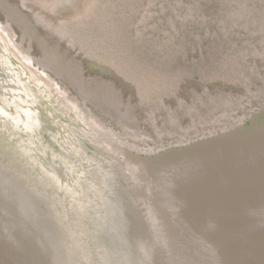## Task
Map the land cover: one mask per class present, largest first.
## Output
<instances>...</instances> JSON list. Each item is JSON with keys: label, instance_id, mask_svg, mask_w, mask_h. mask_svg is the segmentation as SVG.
Listing matches in <instances>:
<instances>
[{"label": "bare ground", "instance_id": "bare-ground-1", "mask_svg": "<svg viewBox=\"0 0 264 264\" xmlns=\"http://www.w3.org/2000/svg\"><path fill=\"white\" fill-rule=\"evenodd\" d=\"M82 1L15 0L14 4L0 0L7 18V22L0 21V134H6L11 144L24 154L31 177L39 186L37 191L47 190L62 206L72 228L70 237L78 243L76 250L87 251L91 242V250L102 251L99 245L93 247L94 241L104 233L109 237L113 230L116 233L119 212L127 204H124L127 190V199L134 198L132 205L139 213H144L146 219L150 216L152 223L149 221L147 225L150 235H158L165 244V252L162 251L165 264H212L196 246V233H193L196 226L189 224L192 221L181 200L186 188L192 185L191 178L196 179V162H202L198 156L202 152L215 157L208 158L206 164L214 174L222 169L227 173L242 164L253 169L255 165H264V105L247 121L239 119L231 127H222L221 131L196 140L158 149L129 141L64 97L67 92L60 89L47 70L78 91L82 98L77 97L76 101L88 111L90 104L96 106L138 139L148 142L152 136L139 127L131 109L123 108L120 96L111 90L113 85L107 86L109 92H91L85 86L100 81L94 78L87 82L79 65L77 68L69 66L68 61L48 53L50 50L45 43L42 47L47 53L46 59L34 56L30 48L15 39L11 22L30 38L39 39L33 22L26 18L20 4L46 31L63 39L73 26L84 25V18L94 11V4L86 5ZM80 17H83L82 22L78 21ZM68 91L72 92L69 87ZM223 97L230 100L227 95ZM228 102L234 104L232 100ZM167 108L172 112L171 107ZM173 117L177 126L182 127L177 114ZM245 135H248L246 143L239 141ZM235 141V149L224 153L228 144ZM248 170L244 168L245 172ZM201 173L199 169L198 174ZM123 178L127 184L123 183ZM176 178L180 180L173 188L175 192L171 186ZM129 189L138 191V196L134 197ZM259 197L264 200V191ZM77 256L80 257L81 252H77ZM212 260L215 261V257Z\"/></svg>", "mask_w": 264, "mask_h": 264}, {"label": "rangeland", "instance_id": "rangeland-1", "mask_svg": "<svg viewBox=\"0 0 264 264\" xmlns=\"http://www.w3.org/2000/svg\"><path fill=\"white\" fill-rule=\"evenodd\" d=\"M82 3L94 4V11L84 18V25L73 26L63 39L40 26L28 9L22 10L33 22L39 39L30 38L17 27L16 41L43 59L47 56L42 47L45 43L48 53L68 61L69 66L79 65L87 82L94 78L100 81L85 86L91 92H109L107 86L113 85L111 90L120 96L123 108L131 109L139 127L152 136L148 142L127 129L118 131L119 124L102 110L90 104L88 111L77 102L80 94L66 80L59 77L62 81H55L67 92L64 97L129 141L158 149L196 140L231 127L239 119L247 121V109L264 104L263 3L216 0L214 7L201 0ZM0 21L7 22L2 12ZM174 114L182 127L177 126Z\"/></svg>", "mask_w": 264, "mask_h": 264}, {"label": "water", "instance_id": "water-1", "mask_svg": "<svg viewBox=\"0 0 264 264\" xmlns=\"http://www.w3.org/2000/svg\"><path fill=\"white\" fill-rule=\"evenodd\" d=\"M201 1L214 7L216 0ZM241 2L264 4V0ZM20 5L21 10H27ZM0 12L6 16L1 7ZM11 23L15 32L18 26ZM47 71L62 81L53 71ZM70 88L78 94L72 86ZM263 105L251 110L249 107L246 111L248 118ZM118 127V131L126 129ZM255 135H252L254 139ZM247 139L248 135H245L239 141L246 143ZM236 143H229L224 153L233 151ZM198 156L202 162H196V179L191 178L192 185L186 188L181 200L192 221L189 224L196 226V231L193 228L196 246L212 264H264V200L259 197L264 191V171L260 172L264 165H255L253 169L242 164L227 173L222 169L214 174L206 164L208 158L215 157L205 152ZM24 157L6 134H0V264H165L162 252H165V244L158 235H150L147 228L148 222L152 223L150 216L146 219L144 213H139L132 205L134 198L127 199V190L124 191V204H127L119 212L116 233L113 230L112 237L104 233L94 241L93 247L99 245L102 251L95 253L91 250V242L87 251L76 250L78 243L73 236L70 237L72 228L62 206L47 190L37 191L39 186L32 179ZM244 168L249 170L245 172ZM199 169H202L201 175ZM179 180H172V189ZM123 183L127 184L124 178ZM140 189L139 186L138 191ZM129 190L134 197L138 196V191ZM156 210L154 207L153 211ZM77 252H81L80 257H76ZM214 257L215 261L212 260Z\"/></svg>", "mask_w": 264, "mask_h": 264}]
</instances>
